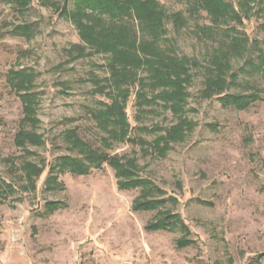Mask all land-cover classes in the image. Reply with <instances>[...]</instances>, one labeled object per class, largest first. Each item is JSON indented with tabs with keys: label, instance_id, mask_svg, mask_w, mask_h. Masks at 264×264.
Returning a JSON list of instances; mask_svg holds the SVG:
<instances>
[{
	"label": "rangeland",
	"instance_id": "1",
	"mask_svg": "<svg viewBox=\"0 0 264 264\" xmlns=\"http://www.w3.org/2000/svg\"><path fill=\"white\" fill-rule=\"evenodd\" d=\"M157 1L159 46L187 59L184 113L161 99L137 105L135 88L125 114L114 109L119 119L102 129L87 109L111 100L90 80L109 75L106 58L93 53L59 66L66 48L83 42L60 14L67 0H32L24 12L0 0V264H264V0ZM24 22L35 26L30 39L14 32ZM227 33L242 38L230 49L237 82L228 92L261 96L245 110L202 96L205 63ZM18 67L37 73L40 145L14 142L24 114L6 74ZM182 118L192 123L184 140L165 144ZM69 129L98 152L91 162L86 147L67 139ZM104 154L132 174L119 177ZM63 157L87 162L88 173ZM135 201L154 207L135 210ZM158 220L162 229L147 230Z\"/></svg>",
	"mask_w": 264,
	"mask_h": 264
},
{
	"label": "trees",
	"instance_id": "2",
	"mask_svg": "<svg viewBox=\"0 0 264 264\" xmlns=\"http://www.w3.org/2000/svg\"><path fill=\"white\" fill-rule=\"evenodd\" d=\"M8 1L15 3L17 11L20 12L26 11L32 2V0ZM198 2H215V4L221 5V0H194V3ZM66 3L67 5L61 8L60 14H67L74 21L83 42L74 43L66 48L65 52L68 58L59 66L68 64L75 59L87 58L93 53L102 54L106 58L105 66L109 75L99 77L92 73L90 77L91 82L95 85L94 92L109 95L111 98L110 102L100 101L97 106L88 107L87 110L97 125L102 129L107 128L110 123L119 119V115H124L126 100L135 88L137 105H145L161 99L165 103H173L176 112L184 113L182 103H184L187 94L186 86L190 80L185 64L187 59L180 60L177 56L167 55L164 48L159 46L160 39H163L161 38V26L164 21V9L157 0H72V2L67 0ZM229 7L231 11L236 9L234 5ZM213 15V20L217 22L220 19L219 13ZM135 19L140 22L141 42L137 39L139 34L135 30ZM181 19L182 16L175 21L182 22ZM34 29V25L24 22L16 26L14 32L16 35L30 39L35 34ZM204 30L203 32L209 31V34L214 32L210 26ZM225 40L220 44L221 47L215 50V55L205 63V87L202 89V96L205 98L217 96L223 105H231L238 110H245L261 96L258 89L249 93L228 92V88L237 82V76L232 73L231 69L230 49L238 46L240 41L242 42V38L238 34L227 33ZM259 67L264 69V64ZM141 73L145 75H140ZM36 77L35 70L26 67L10 68L6 74L7 84L11 91L18 95L23 106L24 115L14 137L16 138L15 144L23 147L28 143L40 145L43 142L40 139L42 137L33 131L39 123L35 116L40 98V92L35 90ZM159 87L161 90H156ZM149 91L151 93H148ZM114 109L120 110L119 115L117 114L115 117ZM185 120L182 118L180 120L182 124L179 125V123L169 132V137L165 138L164 143L184 140L187 128L190 127V124L192 127L191 121ZM188 121L189 123H186ZM65 135L73 146L81 149L87 148L88 163L92 161L93 155L98 153L91 151L93 149L82 140L78 130L69 129ZM62 159H65L64 164L70 166L75 173L85 174L89 171L87 162L71 157ZM102 160L109 161L116 168L114 158L110 159L107 154H104ZM24 164L30 165V163ZM129 164L132 165L131 161ZM117 171V175L123 178L124 175L132 174L130 167L117 169ZM119 179L121 181L122 178ZM123 185H127V181H121L120 187L122 188ZM13 187L16 188L15 185ZM129 187L131 189L132 185ZM133 207L135 210H140L145 207L153 208L154 205L150 201H135ZM163 223V220L152 221L146 228L150 231L160 230L163 228Z\"/></svg>",
	"mask_w": 264,
	"mask_h": 264
}]
</instances>
